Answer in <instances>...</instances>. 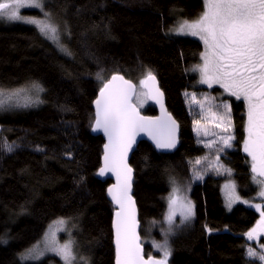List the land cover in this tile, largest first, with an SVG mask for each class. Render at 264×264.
<instances>
[{"label": "trees", "instance_id": "1", "mask_svg": "<svg viewBox=\"0 0 264 264\" xmlns=\"http://www.w3.org/2000/svg\"><path fill=\"white\" fill-rule=\"evenodd\" d=\"M158 3L48 0L57 22L66 23L71 31V38L64 39L71 56L57 51L33 25L0 23V88L17 89L31 81L45 88L40 94L44 103L39 106L0 110V237L4 241L0 242V264H47L50 257L21 263L19 256L43 236L51 222L61 218L71 227L78 257L88 264H113L114 210L106 189L111 181L97 177L104 140L91 127L92 104L103 86L97 73L102 72L104 81L120 73L137 84L146 69L153 70L180 135L179 146L169 153L156 152L148 141H140L131 154L133 196L145 254L160 257L147 240H165L162 218L175 178L189 186L195 215L183 229H174V220L167 237L168 264H260L250 262L242 247L243 234L256 226L259 214L239 203L227 210L220 195V183L230 177L243 198L262 202L251 180V162L242 151L245 105L222 96L232 106L235 140L226 155L221 154L231 174L202 167L203 179L194 180V160L208 150L197 142L196 119L185 93L217 96L221 88L208 89L198 83L190 69L200 60L202 44L171 35L168 29L176 19L172 10L177 8L160 12ZM24 12L42 17L37 9ZM142 113L157 115L150 103ZM4 145H13L14 150L7 151Z\"/></svg>", "mask_w": 264, "mask_h": 264}, {"label": "snow or ice", "instance_id": "2", "mask_svg": "<svg viewBox=\"0 0 264 264\" xmlns=\"http://www.w3.org/2000/svg\"><path fill=\"white\" fill-rule=\"evenodd\" d=\"M202 3L203 11L195 19L179 20L168 31L176 35L198 37L203 42L204 51L200 53L202 64L194 65L190 69L199 73L198 83L209 88L214 84L219 85L228 96L234 97L236 101H243L247 116L243 151L251 158V180L260 189L259 197L264 198V0H202ZM26 8L39 10L43 18L22 15L21 9ZM53 17L48 0H0V19L35 26L40 35L71 56V50L62 39L64 36L70 39L71 31L66 23L62 31ZM97 79L103 86L94 101L95 113L91 127L94 132L102 131L108 140L104 145V165L98 174L104 176L111 172L116 177V183L107 189L112 201L118 205L114 221L116 264H168L171 250L167 237L172 231L175 212L179 210L183 224L194 217L195 206L186 197H177L181 189L176 186V179L172 178L173 188L168 197L169 213L166 217L170 227L165 233L163 243L152 241L153 247L162 253V258L157 259L151 255L145 258L141 237L137 231L139 221L136 218L135 201L130 195L133 170L127 163V157L140 133L148 134L158 149H174L179 125L170 115L154 119L142 116L139 112V107L147 99L161 103L160 97L163 93L156 87L153 70L146 69L144 78L139 80L141 91L123 75L114 74L104 82L101 72L97 73ZM44 91L45 88L37 81H31L11 91L0 88V110L12 105L23 108L39 106L44 103L40 99V93ZM191 99L200 108V119L194 121L197 136L211 137L206 141L198 139V143H203L210 150V154L214 155V159L206 166L207 170L220 174L223 169L231 174L232 169L221 162V154L226 155V150L233 147L235 140L231 104L227 100H221L217 104V97L205 96L204 100L208 102L205 107L194 93L191 94ZM202 120H211L220 132H210L206 125L201 124ZM4 149L14 150L13 145H4ZM37 150L43 151L40 148ZM66 155L71 158L70 151ZM208 159L206 155L194 161V179H203V173L196 170L195 166ZM224 187L230 209L241 198L236 193L234 183ZM242 202L249 203L248 200ZM250 206L259 212L260 220L255 227L243 234L246 242L242 247L246 248L245 255L250 262L259 261L264 264V244L259 243L260 237L264 236V206L259 203ZM55 224L62 226L67 221L61 218ZM45 241L44 249H41L39 243L35 244L21 254L22 260H39L46 251H50L60 256L64 264H76L74 241L69 239L60 244L55 232H51L50 239L46 233ZM250 241H256L257 247L248 244ZM0 242H4L2 237ZM79 259L88 264L84 257Z\"/></svg>", "mask_w": 264, "mask_h": 264}, {"label": "rangeland", "instance_id": "3", "mask_svg": "<svg viewBox=\"0 0 264 264\" xmlns=\"http://www.w3.org/2000/svg\"><path fill=\"white\" fill-rule=\"evenodd\" d=\"M158 6H159V11L160 12H168L171 8H173V7H176L177 9H182L183 11L181 12V11H179V10H177V9H173L172 10V14L175 16V21H174V24L171 26V27H174L176 24H177V22L179 21V20H182V19H188V20H193V19H195L202 11H203V3H202V0H159V3H158ZM25 10H35V9H31V8H26V9H21V14L22 15H26V16H31V15H29V14H26L24 11ZM39 11V10H38ZM53 13H54V11H52ZM179 12H181L182 13V15L180 16L179 15ZM183 16V17H182ZM33 17V16H32ZM35 17H38V18H43V16L42 17H39V16H35ZM54 21L60 26V28H61V30L63 31V29H64V25H63V23H60V22H57V20H56V17H55V15H54ZM0 23H4V24H14V23H20V22H9V21H6V20H2V19H0ZM24 24V23H23ZM35 27V26H34ZM171 35H176L175 33H171ZM176 36H181V37H190V38H193V39H198V37H193V36H191V35H176ZM65 37L66 36H64V37H62V39H63V42H64V39H65ZM199 40V39H198ZM51 43H53L51 40H49ZM200 41V40H199ZM201 42V44H202V47H203V51H204V45H203V42L202 41H200ZM65 43V42H64ZM53 45L56 47V49H57V51H59L60 53H62V54H65L64 52H62L58 47H57V45L56 44H54L53 43ZM66 55V54H65ZM197 64H202V61H201V59L198 61V63ZM196 74H197V76H198V81H199V73L198 72H196ZM200 84V83H199ZM200 85H202V86H204V87H206V88H208L209 89V87L207 86V85H205V84H200ZM213 87H218V88H220V86L219 85H216V84H214L213 85ZM18 88H20V87H18ZM13 90V89H12ZM137 90L138 91H141V89H140V85H139V81H138V83H137ZM6 91H11L10 89H6ZM41 94V93H40ZM191 94H193V93H190L188 96H187V98H188V102H189V111H191V113L194 115V117H195V119L196 120H198V119H200V108H199V106L197 105V104H195L193 101H192V99H191ZM195 94V96H196V98H197V100H200V101H202L204 104H205V107H207V101H205L204 100V97L205 96H209V97H217V100L215 101V103H220V101L221 100H223L222 99V96H226V97H228V98H230L231 96H228L226 93H224V90L221 88V92L217 95V96H211V95H208V93H205V92H198V93H194ZM41 98V97H40ZM232 98H234V97H232ZM228 102H229V100H227ZM134 103H135V98H134ZM150 102H148V99L147 100H145V102L143 103V105L141 106V107H139V109H140V111H143L144 110V108L146 107V105L147 104H149ZM7 108H18V107H15L14 105H12V106H8V107H6V109ZM5 109V110H6ZM245 119L247 120V116L245 115ZM194 121L195 120H193V131L195 132V135H196V137H197V142H198V139L199 140H203V141H206V140H208V139H210L211 137H203V136H201V137H198L197 136V133H196V131L194 130V128H195V125H194ZM201 124L202 125H206L207 126V128H208V130L210 131V132H220V129H218V128H216L215 127V125L211 122V120H209V121H201ZM245 124H246V122H245ZM246 138V133H245V137H244V139ZM243 139V140H244ZM200 144H202L203 145V143H200ZM204 146V145H203ZM205 148V147H204ZM205 149H207V148H205ZM208 151L206 152V154H204L203 156H201L200 158H202V157H204V156H208L209 157V159H208V161H202V163H201V165H196L195 166V168H196V170H199V171H201L202 169H204V170H207V168H206V166H207V164L209 163V161H211V160H213L214 159V155H212V154H210V150L209 149H207ZM242 151H243V145H242ZM195 161V160H194ZM249 161L251 162V158L249 157ZM194 164V163H193ZM203 167V168H202ZM202 168V169H201ZM207 171H211V172H213L214 170H207ZM201 172H203V171H201ZM216 172V171H215ZM217 173V172H216ZM221 174H223L224 172H223V169H221V172H220ZM194 180H197V179H194ZM176 181H177V185L176 186H178L180 189H181V192H179V193H177V197L178 198H180V197H186L187 198V200H190L191 201V199H190V196H189V186H188V188H187V186H185V185H182V183H180L177 179H176ZM230 183H234L235 185H236V193H237V195H239L240 196V198H241V200H239V201H236V202H234L233 204H232V207L230 208V209H232L234 206H235V204H237V203H239V204H243V205H247V206H250V204H256V202H254V201H252L251 199H249V198H243L239 193H238V189H237V184L230 178V177H228V178H226V179H224L220 184V195H222V199H223V205L226 207V209L227 210H230L229 209V207H228V205H227V201H226V197H225V191H226V189H225V185L226 184H230ZM172 188H173V184L171 183V189H170V191H169V193L166 195V200H165V202H166V210H165V212H164V215H163V218L162 219H164L163 220V222H164V225H165V227H164V229H169V224L167 223V220H166V217H167V215H168V213H169V200H168V197H169V195H170V193L172 192ZM259 191H260V189H259V187L257 186V189H256V196H257V198L259 197V195H258V193H259ZM261 198V197H260ZM262 199V202L261 203H259V204H261L262 206H264V198H261ZM243 200H248L249 201V203H243L242 201ZM251 207V206H250ZM251 208H253V207H251ZM254 210H256L255 208H253ZM257 212V211H256ZM258 214H259V212H257ZM57 220H59V219H57ZM57 220H55V221H53V222H51L48 226H47V228L45 229V232L43 233V236L38 240V241H36L33 245H35V244H40V247H41V249H44L45 248V243H46V241H45V234L46 233H48L49 234V239L51 238V232H55V234H56V239H57V241L60 243V244H63L64 242H66L67 240H69V239H71L72 240V234H71V227H70V225H69V223H67L66 225H57V224H55V222L57 221ZM173 220H175V226H174V229H176V228H178V229H183V228H185L187 225H189L190 224V222L192 221V219L190 220V221H187V222H185V223H181V220H182V217L180 216V213H179V210L177 209L176 210V212H175V215H174V217H173ZM258 220H260V214L258 215V218H257V221ZM257 221H256V223H257ZM256 225V224H255ZM50 226H52L51 227V229H50ZM171 228H172V226H171ZM60 229H64V230H60ZM69 234H70V236H69ZM141 241L143 242V244L144 243H146V241H145V239L143 238V237H141ZM152 241L153 240H151V239H148L147 240V242H149V244H150V246H151V248H153L155 251H157V252H159L160 253V258H162V253L160 252V251H158L157 249H155L154 247H153V245H152ZM259 243H262V244H264V236H261L260 237V239H259ZM248 244H250L251 246H253L254 248L255 247H257V242L256 241H250V242H248ZM32 245V246H33ZM31 248V247H30ZM26 251V250H25ZM73 251H74V244H73ZM23 253H25V252H23ZM22 254V253H21ZM21 254H20V262L21 263H25V262H30V263H36V262H40V261H42V260H44L46 257H50V259L48 260V262H47V264H64V261L61 259V257L60 256H58V255H56L55 253H52V252H50V251H46L45 252V255L41 258V259H39V260H31V259H29V260H22V256H21ZM76 255V254H75ZM76 257H77V261H76V264H84V262L82 261V260H80L79 258L80 257H78L77 255H76Z\"/></svg>", "mask_w": 264, "mask_h": 264}, {"label": "water", "instance_id": "4", "mask_svg": "<svg viewBox=\"0 0 264 264\" xmlns=\"http://www.w3.org/2000/svg\"><path fill=\"white\" fill-rule=\"evenodd\" d=\"M114 74L122 75V74H120V73H113L112 75H114ZM112 75H111V76H112ZM111 76L108 77L104 82H106L107 80H109V79L111 78ZM123 76H124V75H123ZM124 78H125V79H128V78H126L125 76H124ZM128 80H130V79H128ZM130 81H131V80H130ZM131 82L134 83V84H136V82H133V81H131ZM136 85H137V84H136ZM156 87H158L159 90H160V92L163 93V91H162V90L160 89V87H159V82L157 81V79H156ZM97 94H98V95L96 96L95 100H96L97 97L99 96V92H98ZM95 100H94V101H95ZM160 100H161V103H157L156 100H154V99H148V102H150V104L153 105V106L155 107L157 115H155V116L147 115V114L142 113V111H140V109H139L140 114H141L142 116L152 117V118H154V119H155V118H164L166 115H170L171 118L175 120V118L173 117V115H172L170 112H168V109L166 108V102H165V96H164V93H163L162 97H160ZM94 101H93V104H92V105H93V111H94V113H95V104H94ZM133 102H134V100H133ZM161 104L163 105V107H161ZM93 116H94V115H93ZM175 121H176V120H175ZM176 122H177V121H176ZM177 124L179 125L178 122H177ZM92 133L95 134V135H100L101 137H103V140H104L103 151H102V155H101V158H102V159H101L100 166H99V168H98L97 177H98V179H100V180H102V181H105L106 179L111 181L110 184H109V185L107 186V188H106V189H108L109 187H111L112 185H114V184L116 183V177H115V175H114L113 173H111V172L107 173V174L104 175V176H101V175L98 174V173H99V169H100L101 167H103V165H104V160H103V156H104V145L108 142V140H107V136H106L102 131H96V132L92 131ZM179 135H180V133H179V127H178L177 132H176V137H177V144H176V147H175L174 149H171V150H165V149H158V148L156 147V145H155V142L150 138V136H149L148 134H146V133H140V134L136 137V142L133 144L131 151H129V153H128V157H127V163H128V165L131 167V165H130V159H131V157H132L131 154H132V153L134 152V150L137 148V144H138L140 141H146V142L148 141V142L150 143V145L153 146V148H154V150H155L156 152L169 153L170 151L175 150V149L179 146V144H178V143H179ZM131 168H132L133 171H132V183H131V193H130V195L132 196L133 200L135 201L136 218H137V220L139 221V227H138L137 231H138V233H139V235H140V237H141L140 220H139V209H137V203H136V199H134V196H133V188H132V186H133V182H134V179H135V178H134L135 171H134V168H133V167H131ZM107 199L110 200V202L112 203V207H113V210H114V212H113V216H112V219H111V221H112L111 230H112V232H113L112 242H113L114 253H115V255H114V260H113V264H116V244H115V238H116V237H115L114 221H115V219H116L115 213H116V211L118 210V205H116L115 202L112 201L111 196L108 194V192H107ZM142 247H143V250H144V244H143V242H142ZM144 256H145V258L148 257V256L145 254V252H144ZM151 256H153L154 258L160 259V257H158V256H155V255H151Z\"/></svg>", "mask_w": 264, "mask_h": 264}]
</instances>
